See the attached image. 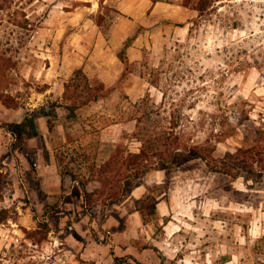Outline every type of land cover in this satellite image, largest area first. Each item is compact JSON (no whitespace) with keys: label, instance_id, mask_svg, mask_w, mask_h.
<instances>
[{"label":"rangeland","instance_id":"rangeland-1","mask_svg":"<svg viewBox=\"0 0 264 264\" xmlns=\"http://www.w3.org/2000/svg\"><path fill=\"white\" fill-rule=\"evenodd\" d=\"M3 2L0 56L14 66L0 81V124L63 93L57 78L35 70L39 56L30 44L49 7ZM142 53L80 118L59 109L53 131L48 117L37 118L40 134L27 141L37 173L0 128V204L12 213L0 225V264H113L114 254L125 264H264V0H216L189 33L151 41ZM140 72L147 84L131 88ZM93 113L105 117L101 138L131 151L141 146L137 132L150 128L171 142L211 146L216 164L245 158L247 169L213 170L201 157L177 170L152 169L105 218H91L82 187L64 172L68 158L61 162L56 152Z\"/></svg>","mask_w":264,"mask_h":264},{"label":"trees","instance_id":"trees-1","mask_svg":"<svg viewBox=\"0 0 264 264\" xmlns=\"http://www.w3.org/2000/svg\"><path fill=\"white\" fill-rule=\"evenodd\" d=\"M0 0V7L4 2ZM103 1V0H101ZM216 0H183L184 5L191 6L202 17ZM107 5L106 11L110 12ZM107 15L99 13L97 21L100 25L105 23ZM194 20V19H193ZM130 36L119 49L118 56L125 64V75L133 63L128 55V47L139 34ZM11 58L0 56V81L7 82L14 66ZM142 76L143 73L140 72ZM1 86V84H0ZM113 85H108L99 77H90L83 67L76 68L71 76L64 81V90L56 98H49L44 104L28 108L20 121L4 122L0 128H5L14 138V145L27 154L31 164V174L38 172V159L28 150L27 141L40 134L37 118L48 117V126L54 130V118L63 109L64 116L69 120L81 117V110L105 98L112 90ZM47 86L42 88L45 91ZM135 106V105H134ZM105 117H98L96 113L83 120L81 134L72 135L69 132L68 140L57 148V159L62 162V156L67 159L65 173L70 174L73 181L83 189L85 212L91 218H105L116 204L129 196L135 187L140 184L141 178L152 169H167L169 171L181 168L185 163L195 159L204 158L213 170L233 173L235 166H244V159L237 160L234 156L216 164L213 148L206 144L183 145L171 142L169 135L155 137L153 131L147 128L142 133L141 146L138 151L129 150L123 142H109L101 138L99 123ZM121 119L112 120L111 123L120 122ZM160 140V142H159ZM178 140V139H177ZM0 192L2 183L0 182ZM146 220V209L139 208ZM153 213H158L157 202H152ZM12 217L11 209L0 204V225ZM117 264H125V256L114 254Z\"/></svg>","mask_w":264,"mask_h":264},{"label":"crops","instance_id":"crops-1","mask_svg":"<svg viewBox=\"0 0 264 264\" xmlns=\"http://www.w3.org/2000/svg\"><path fill=\"white\" fill-rule=\"evenodd\" d=\"M35 1L40 8L49 7L48 13L38 19L36 33L31 36V50L39 56L35 70L47 81L57 78L59 93L64 90V81L79 67L90 77L114 84L125 70L118 51L139 31V26L143 30L128 47L132 62L143 58L142 48L151 41L166 40L172 33L183 36L189 33L190 24L198 15L183 0ZM107 5L111 8L109 13L105 12ZM99 13L107 15L102 25L96 19ZM131 80L134 82L131 88L142 82L147 84L141 74H135ZM128 93L132 99L138 98L134 92ZM70 181L73 182L72 177ZM59 183L61 186V175ZM113 264H117L115 259Z\"/></svg>","mask_w":264,"mask_h":264},{"label":"built area","instance_id":"built-area-1","mask_svg":"<svg viewBox=\"0 0 264 264\" xmlns=\"http://www.w3.org/2000/svg\"><path fill=\"white\" fill-rule=\"evenodd\" d=\"M88 1H91V2H93L94 0H88ZM98 1V0H97Z\"/></svg>","mask_w":264,"mask_h":264}]
</instances>
